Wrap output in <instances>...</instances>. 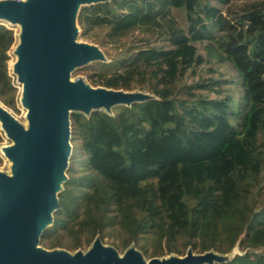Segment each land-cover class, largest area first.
Segmentation results:
<instances>
[{
	"label": "trees",
	"instance_id": "16d2710c",
	"mask_svg": "<svg viewBox=\"0 0 264 264\" xmlns=\"http://www.w3.org/2000/svg\"><path fill=\"white\" fill-rule=\"evenodd\" d=\"M212 1L230 2L107 0L80 8V35L115 50L85 68V79L151 97L70 113L78 153L40 244L76 249L116 229L125 250L133 243L149 258L237 246L217 264H264V0L225 13ZM172 9L184 12L183 27ZM136 30L160 31L167 45L128 48L123 39ZM14 41L0 23V101L9 108L17 100L8 69ZM221 65L236 76L232 90L222 73H206Z\"/></svg>",
	"mask_w": 264,
	"mask_h": 264
},
{
	"label": "water",
	"instance_id": "95a60500",
	"mask_svg": "<svg viewBox=\"0 0 264 264\" xmlns=\"http://www.w3.org/2000/svg\"><path fill=\"white\" fill-rule=\"evenodd\" d=\"M102 1L107 0H0V19L21 28L12 69L22 84V105L29 121L25 129L2 103L1 128L13 140L2 153L14 162V174L0 172V264H201L205 259L188 251L184 257L144 262L134 248L120 256L98 238L86 254L38 247L65 178L70 113L89 114L102 107L108 111L115 104L128 106L150 98L142 92L70 80L75 67L103 60L97 46L75 41L80 4Z\"/></svg>",
	"mask_w": 264,
	"mask_h": 264
},
{
	"label": "rangeland",
	"instance_id": "374dc122",
	"mask_svg": "<svg viewBox=\"0 0 264 264\" xmlns=\"http://www.w3.org/2000/svg\"><path fill=\"white\" fill-rule=\"evenodd\" d=\"M251 0H230V2L228 4H222V3H218L215 1H212L211 3L214 5L219 6L224 13L226 12V10L228 11H235L237 12L239 9V6L241 4H243L244 2H248ZM85 3H81L79 6V10L81 7L85 6ZM78 10V12H79ZM171 16L174 18L175 22L179 25V26H184L185 25V16H184V12L179 10V9H172L171 11ZM0 23L1 24H5L7 25L9 28H11L14 32L15 35V41L13 43V45L11 46L8 54H9V61H8V69H9V74L11 75L12 78V82L14 84V86L16 87L17 90V95H16V108H9L10 111L12 112V114L14 115V117L16 118V120L18 121V123L24 127L25 129H28L29 127V121L26 117V108L23 107L22 105V84L18 81L17 79V75L13 72V69L10 67L11 63H14L17 59V56L13 53V50L15 49V47L19 44V38L18 35L21 31L20 25L17 23H13V22H8L6 20H2L0 19ZM163 33H161L160 31H153L152 33H148V32H144V31H140V30H136L132 33H130L129 35H127L123 41L125 42V45L128 48H137V47H144V46H151V45H167V41L162 37ZM75 41L78 43H89L92 45L97 46L100 51L103 54V60H91L88 61L86 63H83L77 67H75L71 73H70V80L71 81H76V80H82L84 81L86 84H90L84 77V72H85V68H89L90 66L94 65V64H98L100 61H108L110 57L113 56L114 53V47L107 45V46H99L97 43H95L93 40H91L89 37H84L82 35H80V29L78 27V32L76 34L75 37ZM200 53H203V49L202 47H200ZM10 63V66H9ZM214 71H207V74H212V75H217L219 72L223 74L224 78L227 80L228 84L227 86H229L232 89L235 88L236 86V76L233 72V70L226 65H221V66H213L212 67ZM91 85V84H90ZM97 87V86H94ZM236 93V92H235ZM147 94L149 97H151L150 94ZM121 104H115L112 105L110 107H108V111H113L116 109L117 106H120ZM7 107V106H6ZM100 109H104L105 108H100ZM19 118V119H18ZM0 134H1V141H0V158H1V162H0V172L7 175V176H13L14 174V162L12 160H10L9 158H7L3 153H2V149L6 146H10L13 144V140L7 136L6 132L0 127ZM70 153H69V158H68V164L66 167V170L64 171V181H62L60 183L59 189L57 190V194L63 189V184L64 182L67 180L68 176L70 175L69 173V166L71 164V161L74 159V157L77 155L78 151H77V147L78 144L76 142V140H73L71 137V133H70ZM80 165V164H79ZM79 165H75V174H77L79 172V170L81 169V167ZM73 173V172H72ZM52 217H53V213H52ZM52 223L49 222L47 224L46 227L50 226ZM56 236L61 237V239L67 244V245H72V243L74 242L72 237H67L64 232H62L61 230H59L56 234ZM99 237H95L92 242L88 245H83L82 247L73 249V248H66V247H55V248H47L46 246H43L42 244H40V240L38 243V247H42L45 248L46 250L52 251V250H65L67 252H69L70 254H75L77 252H81L82 254H86L92 247H93V243L95 241V239ZM101 244L104 247L107 248H111L114 249L120 256L124 255L125 251L132 247L134 248L137 253L141 256V259L144 262H147L149 259L148 256L142 254V252L140 250H138V248L135 247V245L133 243L129 244L128 248L125 250L121 245V241H122V236L120 235L119 231L116 229H106L105 230V237L103 240H100ZM188 251H191L192 255H198V254H203L205 256L204 261L201 264H217L220 261L223 260H227L228 258H230L232 255H234L235 253L239 252V248L237 246H235L229 253L226 254H221L215 251H207L210 254L207 256L206 252L204 253H197L194 252L193 250H191L190 248H188L186 250V252L183 255H178V254H168V255H164V256H159V257H152V258H156L158 260H163V259H168L170 257H184L187 255Z\"/></svg>",
	"mask_w": 264,
	"mask_h": 264
},
{
	"label": "bare ground",
	"instance_id": "6f19581e",
	"mask_svg": "<svg viewBox=\"0 0 264 264\" xmlns=\"http://www.w3.org/2000/svg\"><path fill=\"white\" fill-rule=\"evenodd\" d=\"M11 68H13V63H11V66H10ZM22 88V87H21ZM0 107H2V108H5L4 107V105L2 104V102L0 101ZM6 110H8V112L14 117V115L12 114V112L10 111V109H8V108H5ZM15 118V117H14ZM19 119V118H18ZM1 121H0V127H1Z\"/></svg>",
	"mask_w": 264,
	"mask_h": 264
},
{
	"label": "built area",
	"instance_id": "2783aa9c",
	"mask_svg": "<svg viewBox=\"0 0 264 264\" xmlns=\"http://www.w3.org/2000/svg\"><path fill=\"white\" fill-rule=\"evenodd\" d=\"M3 25H5V24H3ZM5 26H7V25H5ZM8 27V26H7Z\"/></svg>",
	"mask_w": 264,
	"mask_h": 264
}]
</instances>
